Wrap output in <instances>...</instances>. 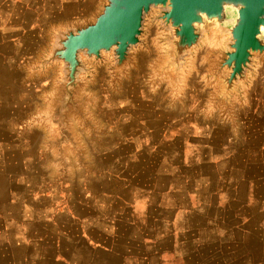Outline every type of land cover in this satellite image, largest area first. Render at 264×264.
Instances as JSON below:
<instances>
[{
    "label": "crops",
    "instance_id": "crops-1",
    "mask_svg": "<svg viewBox=\"0 0 264 264\" xmlns=\"http://www.w3.org/2000/svg\"><path fill=\"white\" fill-rule=\"evenodd\" d=\"M102 2L0 0V264H216V183L264 123V60L228 101L199 84L213 53L159 94L145 38L124 75L90 66L60 123L62 65L45 60Z\"/></svg>",
    "mask_w": 264,
    "mask_h": 264
},
{
    "label": "water",
    "instance_id": "water-1",
    "mask_svg": "<svg viewBox=\"0 0 264 264\" xmlns=\"http://www.w3.org/2000/svg\"><path fill=\"white\" fill-rule=\"evenodd\" d=\"M152 9L155 21L170 32V66L180 69L211 29L228 36L219 51L216 73L223 72L222 98L238 93L257 59L264 57V0H105L92 22L55 35L45 64L62 65V98L58 118L76 109L73 101L79 77L87 73L81 57L100 62L111 53L115 73L131 62V52L142 44L143 23Z\"/></svg>",
    "mask_w": 264,
    "mask_h": 264
},
{
    "label": "rangeland",
    "instance_id": "rangeland-1",
    "mask_svg": "<svg viewBox=\"0 0 264 264\" xmlns=\"http://www.w3.org/2000/svg\"><path fill=\"white\" fill-rule=\"evenodd\" d=\"M104 1L105 0H103V2ZM158 13V10L152 9L148 16L145 17L143 23L144 34L141 38L142 44L132 50L131 62L125 65L121 72L115 73L114 61L111 53L102 54L103 59L100 62L89 61L81 57L87 68V73L79 77L80 83L75 90L73 101L76 105V109L70 108L68 112L64 113L62 122L58 118L57 111V119L60 123L65 122V114L70 111H78L75 95L77 89L82 85V81L88 79L91 74V67L93 65H103L106 63L107 70L114 77L113 79L124 75V72H126V69L132 63L134 50L146 46L144 45L145 38L149 40L148 44L150 43L151 49L149 50L150 53L148 51V53L143 52V55H147L146 57L148 58H151L153 55L152 69L150 72V77L152 78L151 86L160 90L159 94H162L166 88L182 91L187 86L185 73L186 69L189 68V60L193 58L195 54L205 55L206 53H213L211 65L207 71L201 75L202 80L199 81V84L201 88L218 89L221 94V100L228 101L231 95L239 94L240 87L248 84L249 78L254 73L255 66H257V62L264 60L263 57L255 61L252 67L253 72L248 74L245 83L239 84L238 93L229 94L225 100L222 98L224 88L222 85V78L225 77V74L223 72L217 74L216 68L220 58L218 52L225 49L228 36L220 34L216 29L209 30L203 35L199 46L192 51L191 55L185 58L184 65L180 69H176L169 65L171 62L169 51L171 49L168 46L167 39L170 37V32L165 30L159 22L155 21ZM92 20L86 23H90ZM82 25H85V23ZM188 84L191 86L190 83ZM160 97L161 96L158 98ZM97 115H99V113ZM108 124L110 123H103L102 128L106 127L105 125ZM253 124L254 126L249 131L253 133L254 136H252L248 142L246 159H238L237 157L231 161L230 166L227 163L225 170H223L224 174L218 177L216 183L217 186L224 188L223 193H221V201L223 202L221 203L223 205L221 207L227 211L223 215L226 216V222L219 224L215 229L216 237L220 238L215 246L216 264H264V123H257V126L255 123ZM261 126L263 127L261 128ZM94 136L93 140L95 138ZM100 139H98L100 142L98 146L107 149L110 146V141L105 137L103 140ZM223 180L225 183L222 182ZM220 249H222V251H220ZM204 258H207V256H204L203 259Z\"/></svg>",
    "mask_w": 264,
    "mask_h": 264
}]
</instances>
